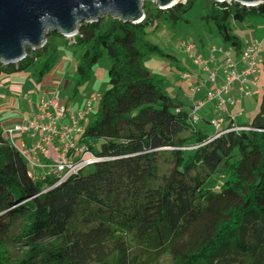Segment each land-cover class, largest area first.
<instances>
[{
  "label": "trees",
  "instance_id": "1",
  "mask_svg": "<svg viewBox=\"0 0 264 264\" xmlns=\"http://www.w3.org/2000/svg\"><path fill=\"white\" fill-rule=\"evenodd\" d=\"M147 3L139 24L106 17L64 37L85 50L76 92L104 54L110 61L106 91L90 94L77 111L70 108L75 97L61 100L63 124L99 94L68 155L76 162V150L91 152L96 163L70 176L49 173L59 160L55 141L46 151L53 146L56 161L38 175L40 164L31 166L0 127V264H264V89L251 124L211 136L191 124L194 107L189 112L170 97L166 82L144 65L150 56L174 58L148 39L157 20L189 24L186 15L202 4V27L213 26L238 48L233 22L264 17V5L187 0L163 10ZM54 34L64 36L52 32L42 50L11 64L14 72L29 76L21 72L32 69L35 85L57 77L62 48L56 39L51 45ZM11 65L0 73H13ZM60 93L52 98L64 99ZM212 178L216 185L207 187Z\"/></svg>",
  "mask_w": 264,
  "mask_h": 264
},
{
  "label": "crops",
  "instance_id": "2",
  "mask_svg": "<svg viewBox=\"0 0 264 264\" xmlns=\"http://www.w3.org/2000/svg\"><path fill=\"white\" fill-rule=\"evenodd\" d=\"M250 19V18H248ZM247 19V20H248ZM247 20L243 23L247 24V27H244L241 22H233L232 28L238 27L239 34L237 36L240 39V45L238 48H233L230 45L226 48L225 46H211L206 47L202 41V53L199 48L195 45V43H181L178 47L184 54L187 56L191 65L194 67L192 72L183 71L180 74V77H176L172 80L171 84L168 82L171 80V77L175 72H170L167 84V92L168 94L177 99L179 102L185 105V109L189 112L191 108L203 102L204 105L198 110V114L200 116L199 125L203 122V126L199 125V130L208 131L211 136H216L218 133L226 130V128L231 127L232 129H243L248 126L251 122V116L256 114L259 111L260 102L263 90L258 88L259 78L256 83H252L253 76H250L247 84L242 82L235 81L232 83L230 90L227 93L222 94V98L226 101V117L220 129H216L213 127L210 122L215 118L216 107L218 104V99H214L211 101H207V96L211 92H216L221 90L224 86L228 73L233 70V68L237 72H242L245 69V63L242 60L241 53L249 46L259 44L261 47V55L264 56V22H259L260 20H255L258 22H253V20ZM241 23V24H239ZM186 45L192 47V52L194 55L198 56L201 59V63H197L196 60L192 57L193 54L189 53L186 50ZM171 44H167V48L170 47ZM204 50V51H203ZM214 52V54H212ZM176 61V59H174ZM76 66V65H75ZM233 68H232V67ZM97 67V66H96ZM94 68V71L96 69ZM63 68H60L59 71L62 72ZM57 70V69H56ZM151 70V69H150ZM263 71V69H261ZM261 70L259 69V74H261ZM264 72V71H263ZM172 74V76H171ZM54 76H57L54 72ZM185 75V77H184ZM212 75H214V80H212ZM257 75V77H258ZM30 76V75H29ZM4 80V79H3ZM50 80L53 87L50 89H43L47 94L46 96L39 99L37 105L32 109L31 113L24 114V119L14 117L10 120L8 124H6L7 128L5 130L12 129L15 125L20 122H25L30 120L32 116L36 114L38 111L39 105L43 101H49L54 96L51 90H54V87H57L59 90L61 87L66 91L68 86V81L63 80L60 81L59 77H51L48 76L43 79ZM33 85V84H32ZM40 86V87H39ZM43 83L40 85H33V88L41 89L43 87ZM184 87L187 89V92L184 91ZM19 87L15 88L16 90ZM98 88L89 92L88 95L84 98V100L78 105H71V109L77 111L83 108L85 100L92 93H101V91L97 90ZM249 93H248V92ZM174 94V95H173ZM61 96V93H60ZM4 97V96H3ZM63 97V92H62ZM64 98V97H63ZM60 100H65L60 99ZM12 104L18 106V102L12 100ZM188 106V107H186ZM10 107V106H9ZM8 108V107H5ZM11 108V107H10ZM9 108V109H10ZM249 117V120L245 117ZM251 117V118H250ZM249 122V123H248ZM69 120L65 119V124H68ZM196 129L198 130V127ZM211 129V130H210ZM4 130V129H3ZM15 142L19 147L25 146L26 148H32L36 143L39 142V136L33 137L29 134H17L14 138ZM57 154L54 151L53 146L49 147L45 154L39 155V164L40 168H35L36 173L38 175H43L47 172L45 169V165L47 162L56 161Z\"/></svg>",
  "mask_w": 264,
  "mask_h": 264
},
{
  "label": "rangeland",
  "instance_id": "3",
  "mask_svg": "<svg viewBox=\"0 0 264 264\" xmlns=\"http://www.w3.org/2000/svg\"><path fill=\"white\" fill-rule=\"evenodd\" d=\"M152 6L153 8L155 7L153 4L151 5V7ZM202 12H203L202 4H196L194 8L186 15L187 19L189 20V24L172 27L167 22H161L157 20L153 26L148 27L146 29V32L149 34L148 39L153 44L158 45L167 54L174 56V58L164 59L159 56H150L146 58L144 62L145 67L148 68L149 70L151 69L150 71L153 74L158 75L165 82L168 80L170 72L171 73L175 72L173 76L171 74L172 76L171 80L168 82L169 84H171L172 80L178 76L180 77V74L183 71L192 72V70H194V67L191 65L187 56L184 54L183 51H181L178 48L181 43L193 42L199 48L201 53H202V45H203L202 41L206 47H211L216 45V46H225L226 48H228L229 46L223 42V39L220 37L217 30L213 26L210 27L209 29L202 27L201 25ZM248 20H253V22H258L255 20H260L259 22H264V17L262 16L251 17ZM248 20L247 22H249ZM242 24L244 27H247L246 23H242ZM233 32L235 35L239 34V30L238 27H236V25L235 28H233ZM73 36L75 37V35ZM54 39L58 41V43L61 45L60 47L62 48L60 51L57 52V56H59L58 59L59 63L55 68V73L59 77L60 81L67 80L68 86L66 89V93L64 92V89H62V87L59 90H51V92H56L59 94L60 92H63L64 98H66L67 95L68 98L71 99L75 97L71 104L73 106L75 104L78 105L79 103H81L86 97V95H88L90 91L96 88H98L97 90L101 92L106 91V89L108 88V79H109L108 70L110 68V61L107 55L104 54V56L99 60L91 79L85 85L80 87V89L76 92L75 90L76 87L74 84L75 68H76L75 65L77 64L78 61H80L81 57L85 53V50L81 49V47L78 46L71 48L70 46L67 45V40L63 36L55 35V34L50 38L51 45ZM167 44H171V46L167 48L166 47ZM42 47H39V49L36 48V50H42ZM29 54L30 55L34 54V52L30 50ZM174 59H176V61H174ZM22 64L23 62L20 63V65ZM262 67L263 65L260 67V70L263 69ZM60 68H63L62 72L59 71ZM4 69H6L5 65H0V70H4ZM8 69L10 71H13V73L11 74L0 73L1 74L0 127L4 130L7 128L6 124H8L12 118L18 117L24 119V114H28L32 112V109L37 105L39 99L47 95L43 89L46 88L50 89L51 87H53L50 80H45L43 82L44 86L41 89H39L38 87L33 88V85L36 84L35 81L38 82V79L37 77H34V75L32 74L33 73L32 69L27 68L21 72L22 74H30V76H20V72H14V65H11L10 67L7 68V70ZM0 72H4V71H0ZM258 78H259L258 88L263 90L264 72L262 70H261V74L258 75ZM17 87L19 88L16 90L15 88ZM57 87H55V89H57ZM184 91L187 92V89L185 87H184ZM12 100L18 102L19 107L13 105ZM258 112L253 116H251L252 118L250 117L251 122L258 114ZM245 117L249 120V117H247V115ZM201 125L203 126V122L201 123ZM201 125L199 126L201 127ZM62 126L64 128H68L72 130L74 127V123L72 121H69L68 124L63 123ZM199 126H197L198 130H199ZM36 136H39V140H40V135H36ZM216 183H217L216 179L212 178L211 180H209L207 187L211 188L214 185H216Z\"/></svg>",
  "mask_w": 264,
  "mask_h": 264
},
{
  "label": "water",
  "instance_id": "4",
  "mask_svg": "<svg viewBox=\"0 0 264 264\" xmlns=\"http://www.w3.org/2000/svg\"><path fill=\"white\" fill-rule=\"evenodd\" d=\"M217 1L234 2L247 9L264 5V0ZM147 2L163 10L185 3L183 0H0V65L21 62L30 50L46 44L52 32L71 37L83 24L105 17L139 24L145 19Z\"/></svg>",
  "mask_w": 264,
  "mask_h": 264
},
{
  "label": "built area",
  "instance_id": "5",
  "mask_svg": "<svg viewBox=\"0 0 264 264\" xmlns=\"http://www.w3.org/2000/svg\"><path fill=\"white\" fill-rule=\"evenodd\" d=\"M187 51L191 54L192 47L185 46ZM214 54V52L212 53ZM197 63H201V59L196 55H192ZM242 60L245 63V69L242 72H237L232 66L233 70L228 73L227 80L221 90L216 92H211L207 96V101L218 99V104L216 107L215 118L211 121V124L216 129H220L223 122L225 121V107L226 101L221 97L222 94L227 93L230 90V87L233 82L238 81L244 84H247L249 81L248 78L253 76L252 83L258 81V73L260 67L264 63V56L261 55V47L259 44H255L247 47L241 53ZM185 77V75H184ZM212 80H214V75H212ZM248 92V91H247ZM249 93V92H248ZM99 98V94H93L91 96V103H89L85 110L86 112H80L79 118H72L74 123L73 129L64 128L62 126V119L64 114L67 112L64 106H61V100L57 98H52L48 102H43L40 106L34 118L24 124L15 125L12 129L6 131V136H8L15 147L19 149L21 154L28 160L31 166H39V154L38 152L44 153L46 151V146L53 144L57 141L60 146L57 149L59 153V160L56 164L49 166V173L54 174L55 176H70L77 174L82 168L94 164L98 161L91 152L87 151H78L76 154H81L80 159L76 162H73L68 158L70 149L74 148L73 133L80 127L81 120L84 119L85 115L92 111V105ZM204 105L203 102H200L194 106L192 115H191V124L194 126L200 121V116L198 110ZM235 131H240L242 129H234ZM80 131V130H78ZM30 134L33 137L40 135V140L36 143L32 149H26L25 146L19 147L15 142L14 138L17 134Z\"/></svg>",
  "mask_w": 264,
  "mask_h": 264
},
{
  "label": "bare ground",
  "instance_id": "6",
  "mask_svg": "<svg viewBox=\"0 0 264 264\" xmlns=\"http://www.w3.org/2000/svg\"><path fill=\"white\" fill-rule=\"evenodd\" d=\"M183 2H185V0H183Z\"/></svg>",
  "mask_w": 264,
  "mask_h": 264
},
{
  "label": "clouds",
  "instance_id": "7",
  "mask_svg": "<svg viewBox=\"0 0 264 264\" xmlns=\"http://www.w3.org/2000/svg\"><path fill=\"white\" fill-rule=\"evenodd\" d=\"M185 4V3H184Z\"/></svg>",
  "mask_w": 264,
  "mask_h": 264
}]
</instances>
